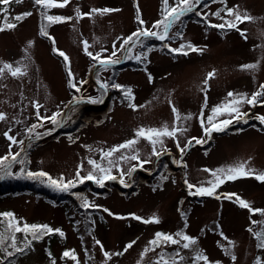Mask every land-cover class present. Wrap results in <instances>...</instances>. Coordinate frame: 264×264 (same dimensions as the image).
<instances>
[{"label":"rangeland","instance_id":"374dc122","mask_svg":"<svg viewBox=\"0 0 264 264\" xmlns=\"http://www.w3.org/2000/svg\"><path fill=\"white\" fill-rule=\"evenodd\" d=\"M175 3L176 0H169L170 6ZM136 5L139 6L140 18L145 22L143 25L136 19ZM3 7L8 8V22L16 23L17 27L0 32V66L10 63L21 67L27 74L13 78L6 71L0 79V112L7 116L6 120L0 121V157L19 152L17 161L24 162H13V175L0 179V213H14L21 225L46 224L64 233L63 237L56 232L43 236L28 253L18 256L10 264H52L53 260L55 264H77V261L78 264H156L161 254L163 259L169 260V264L172 258L177 264H205L195 259L201 252L211 264H257V261L264 264V248L258 247L260 241L248 231L249 228L261 231L264 225L252 224L251 221H264V216L253 215L241 208L235 197L232 200L224 198L227 193H235L253 208L264 209V183L253 177L226 181L216 189L214 196L189 195L196 188L189 189L185 183L187 180L188 184L196 187H208V182L214 177L204 169L216 170L245 161H248V167L264 172V124L255 119L256 116H264V96L258 98L254 107L248 104L242 106L241 111L248 113L244 118L247 123L233 121L225 131L213 132L211 138L205 137L200 124L201 111L207 126L212 108L224 102L229 91L251 96L264 84V0H201L185 20V26L181 25L182 18L172 26L169 32L171 39L156 44L151 50L144 46L149 38L140 37L134 45L130 42L126 48L132 49L133 57L141 55L139 61L126 59L128 53L120 49V45L124 38L138 29L162 31V28H152L156 21L163 19L162 0H70L66 7L48 10L49 15L72 18L47 27L55 45L51 39L40 35L41 24L47 22L42 20V9L33 0L0 5V8ZM93 8L119 11L77 18L76 9L88 13ZM227 8L247 12L254 17L250 22L238 23L246 39L236 29L209 27V24H222L233 19L227 15ZM217 11H220V17L213 15ZM25 12L32 15L21 21L13 19ZM4 15L0 12V26L4 24ZM181 26L184 27L182 32L179 31ZM136 39L133 37L134 41ZM84 41L90 46L89 51L102 53V58L111 55L115 44L119 50L113 59L131 63L115 70L111 67L113 65H109L104 70L85 54ZM189 42L203 52L185 49L188 51L185 56L169 50ZM53 47L69 57L70 70L74 83L80 87L79 92L68 86L66 63L53 52ZM134 62L143 65L135 67ZM257 62L259 66L255 70L241 69L242 65ZM213 71L215 76L209 80L205 93L202 91L205 88L203 82ZM149 74L153 77L152 82L148 80ZM97 79L109 84L106 92L100 89ZM83 81L87 83H81ZM114 83L130 87L134 96L132 103L145 106L136 110L129 108L123 91L111 87ZM79 97H83L84 101L91 97L103 102L70 103ZM36 101L43 106L39 110L41 117L62 113L58 117L61 126L43 121V127L38 126L29 134V127L42 123L33 107ZM172 105L181 116V120L175 122L176 126L187 129L182 134L178 133L181 147L193 137L202 138L205 142L196 144L193 140L181 160L175 140L163 138V148L167 152L157 145L162 151L157 158L151 156V145L140 139L135 150L139 151L141 160L150 159L151 162L143 169L138 167L130 177L123 176L128 187L120 183L121 170L127 173L136 161H118L119 168L112 167V175L117 179L105 181L104 187L85 181L90 184L78 183L68 192H61L71 194L72 198L68 201L49 197L56 199L53 201L25 191L29 186L3 187L4 181L24 180L29 171H44L54 179L63 176L67 181L75 178L78 165L82 164L81 175H87L92 170L88 159L108 167V161L101 159V149L107 151L132 139L135 130L140 127L160 128L167 124L171 128L174 125ZM189 114L192 118L185 120L184 117ZM226 118L219 116L214 122ZM49 130L51 134H47ZM5 132L24 143L12 144L3 135ZM36 133L42 134L39 139L35 138ZM122 154L131 155L132 151L122 149L112 159L117 161ZM42 179L45 183L40 180L35 182L60 194L47 186L46 178ZM84 199L99 207L85 209L81 206ZM104 209L114 215H109ZM132 214L143 219L155 215L159 223L145 224L133 219ZM117 216L124 219H117ZM178 231L196 238L197 243L189 249L182 248L183 241L181 245L160 247L149 244L157 232L175 235ZM97 240L100 245L96 244ZM131 241L135 244L127 252L112 255L106 260L104 251L110 254L123 252ZM7 242L0 245V249L6 245L11 249ZM146 247H155V251L149 250L142 258ZM225 248L230 254H225ZM66 250H74L77 261L64 257ZM176 252L180 255L176 256ZM232 255H235V261ZM2 262L0 260V264Z\"/></svg>","mask_w":264,"mask_h":264},{"label":"snow or ice","instance_id":"6c2138e0","mask_svg":"<svg viewBox=\"0 0 264 264\" xmlns=\"http://www.w3.org/2000/svg\"><path fill=\"white\" fill-rule=\"evenodd\" d=\"M12 2L20 3L21 0H0V5L8 6ZM34 4L39 6L41 11V17L43 21H46L47 24L42 23L40 27V35L48 37L52 40L53 45H55V39L50 37L47 32V27L56 24V23H63L68 20H71V17H63L58 15H49L48 10L54 9V8H63L66 7L70 0H33ZM223 2V0H221ZM201 3V0H176V3L173 6L169 5V0H162V15L163 19L156 21L153 25V29H160L162 28V31H153L146 28L138 29L136 32L132 33L127 38L123 39V43L120 45V49H125L128 55L125 57L126 59H132L135 58L137 61L141 59V55H137L133 57L131 55L132 49L130 47L126 48L127 45L130 44V42L134 45L135 43L139 42L140 37L144 38H155L160 41H164L166 39H171L172 37L169 36L170 29L172 26L180 20L182 16H184L187 13H192L196 10L197 5ZM137 8V16L136 19L139 21L141 25H143L145 22L140 18L139 15V6L136 5ZM113 11H119V9H110V8H93L88 13H81L79 9H76L77 18H83L84 16L91 17L93 13L98 15H105L107 13L113 12ZM0 12H3L4 15V24L0 26V32L6 31V30H13L17 27L16 23L8 22L7 18V12L8 8L3 7L0 8ZM197 15H200L199 12H196ZM32 15L31 12H25L22 14H18L13 19L15 21H21L22 19L26 18L27 16ZM213 15L220 17V11H217ZM227 15L230 17H233L231 20L225 21V23L222 24H209V27L212 28H219L224 29L225 27L229 29H236L240 32L242 36L247 38L245 33L241 31L238 27V23H243L245 21H252L254 17L249 15L247 12L241 13L237 9L234 8H227ZM133 37H136V41L133 40ZM31 41L29 42V46H31ZM84 52L87 56H89L93 61L97 62L100 66V68L107 70L109 65L118 64L121 62L119 58L113 59V57L117 56V51L119 49L116 48V45H113V51L111 52V55L107 58H102V53H96L93 54L91 51H89V45L87 41H84ZM185 49H188L192 52H203V49L197 48L196 46L192 45L190 42L187 44H181L179 48H171L169 49L173 53H179L183 55H188V51H185ZM151 50V49H149ZM104 51H107L106 49ZM53 52L57 53L60 57L63 58V60L66 63V67L68 68V86L70 88H75L77 92L80 91V87H77V84L74 83L73 74L70 70V61L69 57L59 49H56L53 47ZM146 58V57H145ZM259 66V62L257 63H251V64H245L241 66L242 70H255ZM13 78H20L24 75H26V71L22 70L21 67H14L10 63H3L2 66H0V79L4 77L5 72ZM215 76V72H210L207 74V77L204 80L205 88L202 89L205 93L207 92V85L210 79H212ZM153 77L149 74L148 80L149 82H152ZM81 83H87V81H83ZM97 83H99V87L103 92H106L109 89V84L107 82H100L99 79H97ZM6 87V85H2ZM112 88L123 90L124 98L129 101L128 107L136 110L138 107H144L145 105H136L135 103H132L134 100V96L132 94V89L125 88L124 86L120 84H112ZM258 91L253 92L251 96H249L247 93H234L229 91L227 93V98L224 102L221 104L215 106L211 110V115L207 118V126H205L204 120H203V111H201V119L200 124L201 128L203 129L204 135L207 138H211V135L213 132H223L225 131L232 123L233 121L240 122L243 120L244 123H247V120L244 119L248 113L242 112L241 108L244 104H248L250 106H255L258 102V98L264 96V84H261L259 86ZM103 94V93H102ZM84 102L83 97L74 98L72 102L73 105H78L80 103ZM88 103L96 104L103 102L102 99L98 98H91L89 97L87 100ZM171 104V101H169ZM207 105V95H205V101L204 106ZM33 107L36 109V115L37 117L42 121L39 125L33 124L31 127L27 129V132L29 134L33 133L34 130L39 126L43 127V121H48L54 126H61V120L58 119L62 115L60 112H55L51 116H40V108L43 106L39 104L38 101L33 102ZM173 114H174V125L170 128L167 124H164L160 128H144L140 127L134 132V137L132 139H129L119 145L113 146L112 148L108 149L107 151L101 149V159H106L108 161V167L102 166L100 163H98L94 159H88V164L91 165L92 170H90L87 175H81V170L83 169V165H78L77 171L75 173V178L71 180L65 181L64 177L61 176L59 179H54L51 177L48 173L44 171L39 172H27L24 176L25 179H34V180H40L41 183H45V180L42 178H46V184L48 187L59 191V192H68L70 189L75 188L77 184H83L85 181H92L96 183L100 187L105 186V181L107 180H116L117 177L112 175V167L119 168L118 161H136L137 163L132 165L127 173L123 172L121 170V178L120 183L124 184L125 187H128L127 184H125L123 180L124 175H128L129 177L132 175L133 172L137 170V168L143 169L144 165L147 163H150L151 160H141L140 154L138 150H135V145L139 143L140 139H143L148 142V144L151 145V156H155L159 158L162 155V151L157 148V145L161 146V149H163L164 152H167V149L163 148L164 145V139L165 137L171 138L176 141V147L179 149L181 153V160L183 159V154L185 150L192 144V141L194 140L196 144H202L205 142L202 138H196L193 137L187 141L184 147H181L179 140H178V133L186 132L187 129L183 127L176 126L175 122H178L181 120V116L179 114L178 109L172 105L171 108ZM219 116H227L228 118L220 120L218 123L214 122L216 117ZM191 115L185 116L184 119L188 120L191 119ZM7 119V116L5 113L0 112V121H4ZM255 119L259 120L261 124H264V116H256ZM47 134H51V130ZM12 144H23L24 141L20 140L17 141L13 136L9 135L8 132H5L3 134ZM41 133H36V139H39ZM71 139V138H70ZM122 149H128L132 151L131 155L122 154L118 157L117 161H114L112 159L113 155L117 152H120ZM20 153H9L8 155H5L3 157H0V179H5L6 177H10L13 175L11 171V165L13 162H19L24 163L23 161H17V158L19 157ZM10 157V159H9ZM5 161H9V163H5ZM176 163H180L179 161H176ZM186 167V165H184ZM24 171L23 169L21 170ZM206 172H210L211 175L214 177V180L209 181L208 187L199 186L196 187L192 184H188L187 180H185V183L187 184L189 189L196 188L195 192L190 191L189 195H195V196H214L216 193V189L219 188L221 185H223L226 181H234L239 178H246V177H253L255 180L264 183V172H257L256 170L248 167V161L238 163L236 165H230L227 167H222L216 170H209L204 169ZM98 173V174H97ZM17 178H19V175L17 174ZM162 179H166V177H162ZM155 190V189H154ZM233 197H235V202L239 204L241 208L247 209L251 214L256 215L259 214L261 216H264V209L259 208H253L251 204L242 199L239 195L235 193H227L225 194L224 198L228 200H232ZM216 199H220L219 196H216ZM85 209L89 207H99L97 205H92L89 203L87 199L83 200V203L81 205ZM105 212H107L109 215H114L111 213L108 209H104ZM183 215V214H182ZM0 216H3L5 218H8L7 220V229L12 232V236L10 238L11 240V247L15 249L16 252H23L25 248L30 247L31 240H28L27 237L29 234L32 236V240H39L45 235H49L53 232L59 233L61 237L64 236V233L60 229H52L48 225H40V224H27L24 223L22 226L20 225L19 221L16 220L14 213L12 212H5L0 213ZM117 219H124V217L117 216ZM132 218L136 220H141L143 223H159V218L153 215V217L149 219H143L142 217L136 216L135 214H132ZM252 224H260L264 225V221H251ZM249 232L253 234V236L260 241L258 244V247L264 248V227L261 228V231H253L252 228L248 229ZM16 233H23L25 236L26 243L24 244L23 248L17 247L16 242ZM179 237V239H177ZM225 239H227L225 237ZM184 249H189L192 245H195L197 243L196 238L191 237L184 233L183 231H178L175 233V235L172 234H165L161 232L155 233L154 238L149 241V244L155 247H160L161 245H181ZM5 243V237L0 234V245H3ZM230 244H234V242L229 241ZM96 244L100 245V241L97 240ZM135 244V241L129 242L123 249V252H118L114 254H110L107 251H104L103 254L106 258V260L111 259L112 255H123L124 252H127L130 248L133 247ZM155 247L149 249L145 248L144 252H142L141 257L149 251H155ZM101 249L103 251V245H101ZM225 251V254H230L228 249H223ZM9 256L13 255L12 252L8 253ZM176 256H179V252L175 253ZM64 257H69L74 261H77V257L75 255L74 250H66L63 253ZM232 260L235 261L236 257L235 255L231 256ZM196 260H202L205 262V264H211L208 257L204 255L202 252L198 253L195 257ZM181 260H183V257H181ZM169 264V260L163 259V254H161V258L159 261L156 262V264ZM52 264H55V261H52ZM78 264V261H77ZM139 264V262H138ZM171 264H177V261L175 258L171 259ZM216 264H219V262H216ZM257 264H260L259 261H257Z\"/></svg>","mask_w":264,"mask_h":264},{"label":"trees","instance_id":"16d2710c","mask_svg":"<svg viewBox=\"0 0 264 264\" xmlns=\"http://www.w3.org/2000/svg\"><path fill=\"white\" fill-rule=\"evenodd\" d=\"M191 14L192 13L186 14L184 16V24L183 25H185V22H186L185 20H187ZM156 44H159V42L156 39H150L148 41L147 46H149L150 48H153ZM122 91L123 90H121V92ZM14 181L15 182H12L11 180L4 181L3 187L4 188H7V187L17 188V187H22V186H29V188L26 189L25 191L43 195L47 199H50L49 197H51V196H55L57 200L60 199L61 201H68L72 198L71 194L69 195L67 193H61V192H60V194L56 193L55 191L50 190L46 186L40 185L39 183L35 182L34 179H24L22 181H19V180H14ZM87 184H90V182H85L83 185L86 186ZM39 191H42V193H40ZM56 199H50V200L55 201ZM4 212H10V211H3V213ZM14 216H15L16 220L18 221V217L16 215H14ZM7 220L8 219L3 217V216L0 219V234H2L5 237V241H8L7 244L10 246L11 249H9L7 247V245L5 247H1V249H0V260L3 261L1 264H10L12 262H15V260L17 259L18 256H20V255L23 256L26 253H28L31 250L32 246H34V244L38 241V240H32V236H31V234H29L27 239L32 241L30 247L25 248L23 252H16L15 249L11 247L10 238L12 236V232L7 229ZM34 224H37V223H34ZM15 236H16L17 247L23 248L24 244L26 243L24 234L23 233H16ZM9 252H12L13 255L9 256L8 255Z\"/></svg>","mask_w":264,"mask_h":264}]
</instances>
